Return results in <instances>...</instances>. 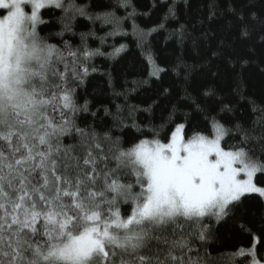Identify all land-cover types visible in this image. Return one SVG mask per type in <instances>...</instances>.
<instances>
[{
	"label": "snow or ice",
	"instance_id": "snow-or-ice-1",
	"mask_svg": "<svg viewBox=\"0 0 264 264\" xmlns=\"http://www.w3.org/2000/svg\"><path fill=\"white\" fill-rule=\"evenodd\" d=\"M252 69L264 0H0V264H264Z\"/></svg>",
	"mask_w": 264,
	"mask_h": 264
},
{
	"label": "trees",
	"instance_id": "trees-1",
	"mask_svg": "<svg viewBox=\"0 0 264 264\" xmlns=\"http://www.w3.org/2000/svg\"><path fill=\"white\" fill-rule=\"evenodd\" d=\"M143 23V21H139ZM130 31V29H129ZM157 41L153 42V46L155 47L157 54H159L160 48L163 46L162 37H158ZM121 43H127L129 45V50L124 54V57L120 59L118 62H115L111 65V70L115 75H119L121 70H129L134 69L136 73L143 75V70L147 69V64L145 63L144 57L141 54V50L135 46L133 38L128 37L124 40L120 41ZM172 49L168 48V53L171 54ZM97 63L104 68L106 66V62L103 60H98ZM249 76V91L255 95L256 97H264V76H261L255 69L250 70L248 73ZM102 82V81H101ZM151 96L150 92H142L139 94V99L134 100V103H145L150 102L149 97ZM254 206V205H253ZM241 244L247 246L248 241L242 240Z\"/></svg>",
	"mask_w": 264,
	"mask_h": 264
}]
</instances>
